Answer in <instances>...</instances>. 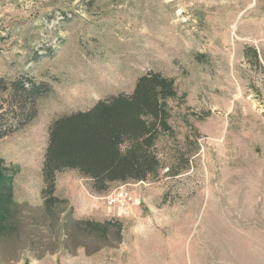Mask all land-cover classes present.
<instances>
[{"label":"rangeland","instance_id":"obj_1","mask_svg":"<svg viewBox=\"0 0 264 264\" xmlns=\"http://www.w3.org/2000/svg\"><path fill=\"white\" fill-rule=\"evenodd\" d=\"M147 71L173 79L177 94L166 101L171 131L154 144L159 172L102 194L59 172L55 195L67 204L54 208L57 223L42 220L51 123L130 94ZM19 77L51 92L0 139L20 221L0 264H264V0H0V78ZM0 103L9 111L7 93ZM121 193L124 210L113 202ZM67 217L118 221L121 240L70 242Z\"/></svg>","mask_w":264,"mask_h":264},{"label":"trees","instance_id":"obj_2","mask_svg":"<svg viewBox=\"0 0 264 264\" xmlns=\"http://www.w3.org/2000/svg\"><path fill=\"white\" fill-rule=\"evenodd\" d=\"M257 59L256 53L253 52ZM51 92L45 82L31 77L5 82L0 78V93H7L9 111L0 103V139L29 124L37 113V101ZM174 80L159 72L147 71L139 76L130 94H117L97 101L86 111L72 112L56 118L48 131V142L42 164L43 219L57 223L54 208L67 204L55 195L56 174L75 170L90 180L97 194L106 192L113 183L145 181L155 176L161 163L154 150L157 138L170 133L166 101L176 98ZM0 173V242L15 240L20 221L15 215L11 178ZM121 223L82 219H64L60 231L72 242L75 238L91 237L93 242L107 243L110 232L121 240ZM86 232V234H82ZM78 243V242H76ZM74 246V245H73ZM104 246V244H102ZM77 248H85L77 244Z\"/></svg>","mask_w":264,"mask_h":264},{"label":"built area","instance_id":"obj_3","mask_svg":"<svg viewBox=\"0 0 264 264\" xmlns=\"http://www.w3.org/2000/svg\"><path fill=\"white\" fill-rule=\"evenodd\" d=\"M113 202L117 205V208L124 210V208L127 207L128 203H130V198L126 193H121L115 199H113Z\"/></svg>","mask_w":264,"mask_h":264}]
</instances>
